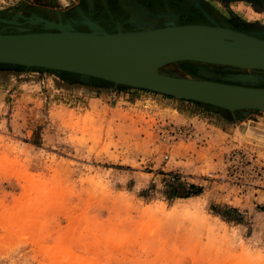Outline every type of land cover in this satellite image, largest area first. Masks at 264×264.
<instances>
[{
  "label": "rangeland",
  "instance_id": "374dc122",
  "mask_svg": "<svg viewBox=\"0 0 264 264\" xmlns=\"http://www.w3.org/2000/svg\"><path fill=\"white\" fill-rule=\"evenodd\" d=\"M32 4L0 0V34L41 31L29 21L48 20L21 14ZM131 6L151 18L135 20ZM102 11L108 33L211 19L264 39V0H103ZM159 71L230 85L247 74L256 80L245 86L264 88V72L193 62ZM124 88L0 66V264H264V112ZM188 185L199 194L167 198Z\"/></svg>",
  "mask_w": 264,
  "mask_h": 264
},
{
  "label": "water",
  "instance_id": "95a60500",
  "mask_svg": "<svg viewBox=\"0 0 264 264\" xmlns=\"http://www.w3.org/2000/svg\"><path fill=\"white\" fill-rule=\"evenodd\" d=\"M42 23V30L29 32L15 28L13 33L0 34V66H17L69 73L113 85L148 90L178 100L192 101L222 109L228 113L257 109L241 107L228 110L215 97L186 89L172 76L159 77L170 91L151 82H139L126 67L116 65L122 55L146 57L159 68L177 62H193L223 66L247 72H264V39L218 25L165 23L159 27L136 31H103L84 18L85 31H76L69 23L30 20ZM255 78L241 75L240 85H226L244 92L264 96V88L245 86Z\"/></svg>",
  "mask_w": 264,
  "mask_h": 264
},
{
  "label": "bare ground",
  "instance_id": "6f19581e",
  "mask_svg": "<svg viewBox=\"0 0 264 264\" xmlns=\"http://www.w3.org/2000/svg\"><path fill=\"white\" fill-rule=\"evenodd\" d=\"M114 63L119 66L126 67L130 70L131 74L135 76L139 82H151L165 91H170L169 86L160 80L159 77L172 76L174 83L192 90L202 91L215 97V100L220 105L226 107L228 110H233L241 107H249L257 109V111L264 112V96L244 92L235 87H228L224 83H217L206 80H199L192 78L188 75H167L159 71V66L146 57L137 55H122L115 59ZM162 68V67H161ZM244 81L246 82L255 81Z\"/></svg>",
  "mask_w": 264,
  "mask_h": 264
},
{
  "label": "flooded vegetation",
  "instance_id": "af4514ba",
  "mask_svg": "<svg viewBox=\"0 0 264 264\" xmlns=\"http://www.w3.org/2000/svg\"><path fill=\"white\" fill-rule=\"evenodd\" d=\"M32 6L33 8L31 10L27 9L25 11H22L21 14L26 17L34 16V17H39V18H42L48 21H53V22H57L58 20H60L61 23H69L77 31H84L85 27L83 25L77 24L75 20H81L82 17H86L90 21H93L100 28L104 30H108L107 26L104 24V21L102 20L103 17H106V13L104 11H102V19L101 18H91V16L87 12H84L83 14L77 13L76 9L70 10V12L67 15L64 13H60L59 16L57 17L56 15L58 14V12H56L55 10L43 9V8L48 7L44 3L42 4V3L33 2ZM129 10L131 11V14L133 15V18L135 20L151 18L150 17L151 15H149L147 11H145L143 8H140L139 6H131ZM121 12L124 13V17L128 16V14L126 13V10L125 12L123 10H120L119 8L115 9V11L113 10L114 14H119ZM160 17H163V15H161ZM150 26L152 27L153 25L150 24Z\"/></svg>",
  "mask_w": 264,
  "mask_h": 264
},
{
  "label": "trees",
  "instance_id": "16d2710c",
  "mask_svg": "<svg viewBox=\"0 0 264 264\" xmlns=\"http://www.w3.org/2000/svg\"><path fill=\"white\" fill-rule=\"evenodd\" d=\"M184 64L185 63H187V62H183ZM188 65H190V63L188 64ZM39 70H42V71H45V70H43V69H39ZM70 75H73V74H70ZM74 76H76V77H80V76H78V75H74ZM86 79H90L91 80V78H86ZM96 81H98L99 83H104V82H102V81H100V80H96ZM124 88V87H123ZM125 89V88H124ZM127 89V88H126ZM168 98H171V97H168ZM195 104H198V103H195ZM198 105H200V104H198ZM208 107H210V108H213V107H211V106H208ZM215 110H217V111H223V110H221V109H218V108H215ZM199 194V192H198V190L196 189V187L195 186H193V185H188V191H185V192H183V193H179V192H177L174 188H171V190L168 192V194H167V198L168 199H185V198H188V197H193V196H197ZM216 216H218L220 219H222V220H224V221H231L232 219H230V218H228V216L225 214V215H223V214H221V213H216Z\"/></svg>",
  "mask_w": 264,
  "mask_h": 264
},
{
  "label": "crops",
  "instance_id": "0c3cea01",
  "mask_svg": "<svg viewBox=\"0 0 264 264\" xmlns=\"http://www.w3.org/2000/svg\"><path fill=\"white\" fill-rule=\"evenodd\" d=\"M30 2H36V3H44V4H48V2H57L58 4L61 3V1H65V0H29ZM82 1H90L92 3V11H90L91 13L87 12L91 18H101L102 19V0H82ZM48 6V5H47ZM43 9H48V10H54L53 8H49V6L47 8H43ZM62 13L60 11H58V15ZM106 13V17L108 18L109 15L108 13L105 11ZM92 20V19H91ZM110 20V18H109ZM112 21V20H111Z\"/></svg>",
  "mask_w": 264,
  "mask_h": 264
},
{
  "label": "built area",
  "instance_id": "2783aa9c",
  "mask_svg": "<svg viewBox=\"0 0 264 264\" xmlns=\"http://www.w3.org/2000/svg\"><path fill=\"white\" fill-rule=\"evenodd\" d=\"M164 158H166V157H164Z\"/></svg>",
  "mask_w": 264,
  "mask_h": 264
}]
</instances>
